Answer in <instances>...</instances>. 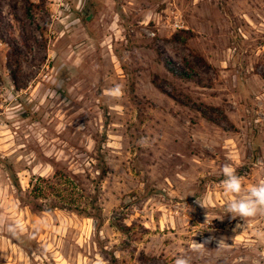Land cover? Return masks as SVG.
Wrapping results in <instances>:
<instances>
[{"label": "rangeland", "instance_id": "obj_1", "mask_svg": "<svg viewBox=\"0 0 264 264\" xmlns=\"http://www.w3.org/2000/svg\"><path fill=\"white\" fill-rule=\"evenodd\" d=\"M101 156V223L20 203L12 175L96 178ZM225 164L264 181V0H0V264H264Z\"/></svg>", "mask_w": 264, "mask_h": 264}, {"label": "trees", "instance_id": "obj_2", "mask_svg": "<svg viewBox=\"0 0 264 264\" xmlns=\"http://www.w3.org/2000/svg\"><path fill=\"white\" fill-rule=\"evenodd\" d=\"M178 34L174 37L177 38ZM170 72L180 80L187 82L195 81V73L182 70L174 66L169 67ZM209 121H213L207 114L204 115ZM99 175L92 178L90 174H74L73 172L55 171L50 179L39 177L32 189L23 191L18 178H14L15 186L19 192V201L25 207H29L33 213H51L56 210L73 212L79 216L92 218L102 222V208L100 206L99 193L102 182L107 174L106 160L104 156L99 157ZM103 164V165H100ZM80 191V194H79ZM85 200L83 207L81 200ZM80 203V204H79Z\"/></svg>", "mask_w": 264, "mask_h": 264}, {"label": "clouds", "instance_id": "obj_3", "mask_svg": "<svg viewBox=\"0 0 264 264\" xmlns=\"http://www.w3.org/2000/svg\"><path fill=\"white\" fill-rule=\"evenodd\" d=\"M105 94L113 98H119L123 95V92L121 86L117 84L113 88L106 90ZM222 174L224 177L222 181L224 194L232 197L226 204L225 211L227 214H231L233 219L240 217L243 220L264 214V181L250 186L245 191L241 178L230 164L223 166ZM197 203H199L198 200ZM201 206L203 207V205ZM217 219H223V217ZM240 227L241 225L238 224L237 228ZM17 229L23 230V225L19 222L15 225H10L8 231L15 235ZM210 242V240H205L202 243H198L192 239L190 249L192 252L199 254L206 248L205 245ZM225 246L224 240L220 239L218 248ZM174 264H192L191 257L186 255L178 256Z\"/></svg>", "mask_w": 264, "mask_h": 264}]
</instances>
